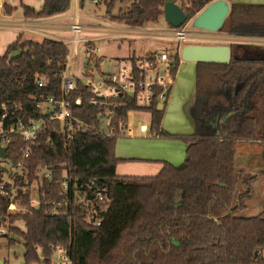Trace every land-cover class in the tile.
Wrapping results in <instances>:
<instances>
[{"label": "trees", "instance_id": "16d2710c", "mask_svg": "<svg viewBox=\"0 0 264 264\" xmlns=\"http://www.w3.org/2000/svg\"><path fill=\"white\" fill-rule=\"evenodd\" d=\"M19 1L27 18L63 14L71 6V0H43L42 8L36 11ZM165 1L103 0V4L111 14L117 3L129 2L115 19L129 27H144L158 22ZM173 1L189 21L215 0ZM3 9L11 15L16 8L4 3ZM221 30L264 37V5L232 4ZM230 46L229 63L196 64V131L185 139L186 158L180 165L161 161L156 175H119L120 163L144 160L117 157V138H104L93 131L77 134L65 146L57 134H52L51 143L46 142L49 133L40 134L31 144L33 155L28 160L26 180L29 184L37 181L40 195L43 190L50 192L52 203L31 208L26 195L23 201L29 210L9 214L12 220L25 222L23 231L11 228L23 241L25 264L40 261L37 247L51 264V246L67 248L72 264L259 263L264 252V218L240 213L252 198L254 182L264 178V169L254 175L236 172L234 161L238 142L264 143V45ZM178 48L177 44L172 49L176 51L175 74L181 63ZM68 51L63 41L51 37L38 41L19 35L0 56V102L17 103L23 112L38 117L32 97L59 95ZM37 74L46 76L44 88L35 84ZM82 92L80 84L74 96ZM87 97L76 114L93 122L98 110ZM216 114L219 119L214 131L210 120ZM163 115L164 110L153 109L151 131L169 137L161 127ZM25 146L15 138L9 156L16 159L22 152L20 147ZM41 160L52 166L51 180H40L36 175ZM64 172L85 186L93 180L108 189L107 210L100 225L89 223L86 208L76 201L73 189L68 194L61 189ZM240 183L243 191L238 194ZM24 184L23 177L15 179L18 188ZM7 214L1 201L0 215Z\"/></svg>", "mask_w": 264, "mask_h": 264}, {"label": "built area", "instance_id": "2783aa9c", "mask_svg": "<svg viewBox=\"0 0 264 264\" xmlns=\"http://www.w3.org/2000/svg\"><path fill=\"white\" fill-rule=\"evenodd\" d=\"M91 2L97 5L99 0ZM99 22L106 23L102 20ZM103 30L107 36L102 35ZM107 30H109L107 27L88 29L79 21L78 16H75L67 30L72 34V38L54 37L70 45L71 49L67 54L66 68L60 76L59 95L40 94L32 97L35 109L39 113L38 117L26 114L17 103L0 102V160L7 161L5 166H0L2 174L0 203L4 201L8 213L5 217L0 215V234L9 233L8 229L13 227L8 223L9 214L26 213L29 210L24 204V196L29 195L31 208L52 203L50 192L43 190L40 195L37 181L29 184L26 180L28 160L33 155L31 144L38 140L41 133L50 134L47 143L52 142V134L59 135L65 146L77 134L93 131L104 138L153 136V133L149 132L151 124L135 128L132 117L140 112L148 113L152 117L153 109H166L176 81V74L173 72L176 51L162 49L143 56L109 59L100 54V48L95 44L97 38L87 36L88 32H92L107 38L110 36ZM171 38L178 42L180 55L183 42L195 37L182 28L175 29ZM81 56L82 62L79 64L81 75L77 77L68 75V65ZM105 63L111 65L106 71L102 70V64ZM35 84L39 88H44L47 85L46 76L37 74ZM80 84L84 92L74 96ZM85 96H88L89 104L98 110L93 122L76 114L83 106ZM15 138L21 139L26 146L20 147L21 154L13 159L9 156V148ZM3 149L6 151L5 157L1 155ZM36 175L40 180H51L53 168L41 160L36 168ZM18 177L25 179V184L21 188L15 185V179ZM61 189L66 194L73 189L76 201L86 208L89 223L97 226L101 224V218L107 210L109 196L107 188L97 186L93 180L85 186L77 179H72L68 172H64ZM89 196L93 198L90 199ZM55 213L56 210H53V214ZM51 248L53 250L51 264H72L67 248L63 246ZM36 250L40 255L37 264H47L41 254V247H37ZM258 264H264V252Z\"/></svg>", "mask_w": 264, "mask_h": 264}, {"label": "rangeland", "instance_id": "374dc122", "mask_svg": "<svg viewBox=\"0 0 264 264\" xmlns=\"http://www.w3.org/2000/svg\"><path fill=\"white\" fill-rule=\"evenodd\" d=\"M41 0H24L25 3L33 6L38 5ZM178 3H181L178 0ZM129 2L126 3H117L112 10V15L108 14L106 11V6L103 4V0H99L97 5H91L83 10V15L92 16L93 18H84L82 21L87 26L93 28H108V33L112 32L110 36L106 39L97 40L95 44L98 47L102 48V55L109 59H122L132 55L143 56L151 52L160 51L162 49H173L178 42L171 38L175 28H172L166 23L164 14L160 17L156 23H148L144 27H129L133 29V32H124L119 34L118 30L115 28L124 29L126 25L118 20L115 17L122 14L123 11L129 6ZM18 5V4H16ZM19 7V5H18ZM16 17L22 18V10L18 9V12L15 13ZM114 16V17H113ZM98 20V21H97ZM103 20L106 23L103 24L99 22ZM110 25V26H109ZM187 32L195 33L198 36L193 35L194 39H188L186 42H183V45L186 44H225V42L220 41L219 35L225 32V30H220L218 32H209L196 29L193 27L191 22H188L184 27ZM116 31V32H115ZM19 33H24V37H30L36 40H40L41 36L38 33H30L24 29H14L10 27H4L0 25V56L3 55L13 41L17 39ZM48 35L52 38H72V34L66 32L65 34H60L58 31H48ZM84 35V34H83ZM48 36V37H49ZM87 36L94 37L97 36L92 32H88ZM193 38V37H192ZM68 49H71V46L67 45ZM82 62V56L77 58L73 63L69 64L67 67V73L70 76H80L81 68L79 64ZM111 68V65L105 63L102 64V70L106 71ZM194 71H197L194 69ZM175 86L173 87L174 91ZM193 88V86H192ZM188 92L184 89V92L175 91L181 100L177 103H170L171 99L168 101L166 109L164 110L163 120L161 123L162 129L168 134L169 137H160L157 136L158 133L155 131L149 130L150 133H153L152 137L141 136V137H131V138H119L116 141L115 154L119 158L127 157H137L140 159H153L154 161H145V164H148L144 174L155 175L157 172H152L155 168L161 169V161L170 162L173 165H180L184 162L186 158V149L187 143L185 139L193 135L196 131L194 122H192L188 113L186 112V105L190 102L189 99H192L191 88H187ZM173 95V93H172ZM174 96V95H173ZM219 115L216 114L210 120L214 131L217 129V120ZM134 127L138 128L140 125L151 124V115L145 112L136 113L133 115ZM159 161V162H155ZM7 161L0 160V166H5ZM234 168L236 172L244 170L248 174H257L260 170L264 168V143H247L239 142L236 147V157ZM119 171H122L119 169ZM243 191V186L239 185L238 194ZM254 206V205H251ZM250 209H245L240 213L241 216L250 217L249 215L254 213L250 212ZM252 215V216H253ZM8 223L15 228H19L21 231L25 229V222L22 219L12 220L8 218ZM11 227V228H13ZM8 229L9 233L2 235L0 234V255L3 256L4 260L6 256H9L11 264H25L23 260L24 246L22 245V240L16 234V230ZM0 256V260L2 259ZM3 263V260H1ZM3 264H8L6 261Z\"/></svg>", "mask_w": 264, "mask_h": 264}, {"label": "crops", "instance_id": "0c3cea01", "mask_svg": "<svg viewBox=\"0 0 264 264\" xmlns=\"http://www.w3.org/2000/svg\"><path fill=\"white\" fill-rule=\"evenodd\" d=\"M225 1L228 2V4L230 6L232 4L264 5V0H225ZM90 2H91V0H71L70 9L66 13L59 14V15H53V16H49V17H43V18H27L23 14V8H22V5H21L19 0H0V25L7 27V28L10 27V28L20 29V30L24 29V30L29 31L30 33H32V32L38 33L39 36H41L40 40H42L44 37L49 36L48 31H58L60 34H65L67 32L69 26L73 23L75 16H78L79 21L86 28L90 29L91 27L87 26L85 23L82 22L84 20V18H86V19L87 18H90V19L93 18L92 16L83 15V13H82L84 9H86L90 6L89 5ZM4 3H9L13 7L16 8L15 11L11 15H6L4 13V9H3ZM16 4H18L20 9L22 10V15H23L22 18L15 16V13H17L18 9H19L18 5H16ZM22 4L29 6L31 8H34L36 11H39L43 6V0H41L40 3L38 2V5L36 3V5H33V6L25 3L24 0H22ZM91 5H93L92 2H91ZM130 28L126 26L124 29H121V28H119V29L115 28V29H116V31L117 30L119 31L117 33L123 34L124 32H133L134 31L133 29H130ZM101 33H102V35L107 36L106 32L104 30ZM111 33L112 32H110V34ZM192 34L194 35L195 33H192ZM19 35H24V33H19ZM96 35L97 36H95V37L97 38V40L106 39V38H103L102 35H100V34H96ZM18 36H17V38H18ZM195 36H198V34L197 35L195 34ZM49 37H51V36H49ZM25 38H30V37H25ZM31 39H33V38H31ZM218 39L222 42H225V44H229V45L232 43L256 44V45L262 44V45H264V37H259V36H243V35H233V34H229V33H223V34L219 35ZM34 40H36V39H34ZM40 40H38V41H40ZM15 41H13V42H15ZM99 48H100V54L102 55V48L101 47H99ZM194 69H196V63L185 62V61L181 60L178 71L176 73V81H175V85H174L175 88H174V91L172 90V93L174 96L171 93V97H170V99H171L170 103L173 102L175 104V103H177L178 100L179 101L181 100V98L179 97V95L176 94L175 91L184 92V89H185L188 92L187 88H189V89L191 88L192 99L188 100L190 102L186 105V112L188 113L192 122H194V107H195V93H196V71H194ZM192 86H193V88H192ZM240 142L261 143L259 141H240ZM236 147H237V145H236ZM235 157H236V152H235ZM127 158H137V157H127ZM143 160L144 161H140V162L120 163L117 166V174H119V175H131V176H152L154 173L152 175L144 174L146 170L151 169V168H147L149 166H147L148 164H145L146 163L145 161L146 160L154 161V160L153 159H147V158H144ZM155 162H159V161H155ZM234 163H235V161H234ZM161 167H162V165H161ZM119 169H121L122 171H119ZM160 170H161L160 168H158V169L155 168L154 170H151V171L158 173ZM242 171L244 173L248 174V172H245L244 170H242ZM157 173H155V175ZM250 175H254V174H250ZM245 204H246L245 209H247V210L250 209V212L255 214V215H253V214L249 215L250 217L262 216L264 218V178L263 177H259L254 182L252 198H251V200L247 201ZM251 205H254V206H251ZM22 245H23V242H22ZM23 255H24V252H23ZM1 258H2L1 260H3V263H5L4 261H6L8 264H11V261L9 260V256L5 257V259H7V260H4L3 256H1ZM23 260H24V257H23Z\"/></svg>", "mask_w": 264, "mask_h": 264}, {"label": "water", "instance_id": "95a60500", "mask_svg": "<svg viewBox=\"0 0 264 264\" xmlns=\"http://www.w3.org/2000/svg\"><path fill=\"white\" fill-rule=\"evenodd\" d=\"M230 12V5L225 0H215L208 4L201 12L188 21L186 12L173 0H166L164 4V17L166 23L172 28L179 29L186 22H191L194 28L209 32H218L222 29ZM231 46L229 44H186L181 47L180 58L185 62L194 63H221L231 60ZM231 112L229 113V115ZM224 121V116L221 117ZM6 156V151L1 150ZM92 199V196H89ZM0 264H3L0 261Z\"/></svg>", "mask_w": 264, "mask_h": 264}, {"label": "flooded vegetation", "instance_id": "af4514ba", "mask_svg": "<svg viewBox=\"0 0 264 264\" xmlns=\"http://www.w3.org/2000/svg\"><path fill=\"white\" fill-rule=\"evenodd\" d=\"M211 125V124H210ZM211 127H212V125H211ZM212 129H213V127H212ZM214 130V129H213ZM217 130V129H216Z\"/></svg>", "mask_w": 264, "mask_h": 264}]
</instances>
